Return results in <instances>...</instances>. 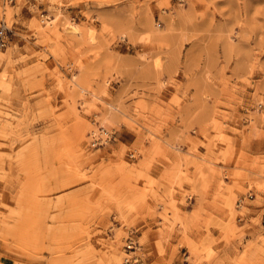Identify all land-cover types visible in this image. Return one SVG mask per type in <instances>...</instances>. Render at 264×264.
Wrapping results in <instances>:
<instances>
[{"label":"rangeland","instance_id":"rangeland-1","mask_svg":"<svg viewBox=\"0 0 264 264\" xmlns=\"http://www.w3.org/2000/svg\"><path fill=\"white\" fill-rule=\"evenodd\" d=\"M0 19V264H264V0Z\"/></svg>","mask_w":264,"mask_h":264},{"label":"built area","instance_id":"built-area-1","mask_svg":"<svg viewBox=\"0 0 264 264\" xmlns=\"http://www.w3.org/2000/svg\"><path fill=\"white\" fill-rule=\"evenodd\" d=\"M40 23L42 24L43 20H41ZM12 35H13L12 30L7 28L3 20L0 19V51L6 48V46L10 42ZM89 146L91 148H95L97 146H100V143L98 142V140L92 138L89 143ZM135 248H136V243L132 240V234H128V236L124 239L123 250L127 252V254H133ZM123 264H141V262L136 257H130V258H124Z\"/></svg>","mask_w":264,"mask_h":264},{"label":"bare ground","instance_id":"bare-ground-1","mask_svg":"<svg viewBox=\"0 0 264 264\" xmlns=\"http://www.w3.org/2000/svg\"><path fill=\"white\" fill-rule=\"evenodd\" d=\"M78 28L75 26V25H68V28L66 29V31H67V34L69 35V34H74V35H76V34H78V30H77ZM89 36V35H88ZM91 38H92V36H91ZM92 41V40H91Z\"/></svg>","mask_w":264,"mask_h":264},{"label":"crops","instance_id":"crops-1","mask_svg":"<svg viewBox=\"0 0 264 264\" xmlns=\"http://www.w3.org/2000/svg\"><path fill=\"white\" fill-rule=\"evenodd\" d=\"M117 88V87H116Z\"/></svg>","mask_w":264,"mask_h":264}]
</instances>
